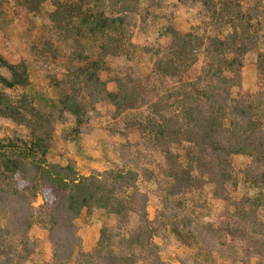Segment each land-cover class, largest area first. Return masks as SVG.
<instances>
[{
    "label": "trees",
    "instance_id": "16d2710c",
    "mask_svg": "<svg viewBox=\"0 0 264 264\" xmlns=\"http://www.w3.org/2000/svg\"><path fill=\"white\" fill-rule=\"evenodd\" d=\"M22 1L38 13L47 0ZM51 1V29L77 63L61 79L52 77L58 95L31 89L27 64L0 54V118L24 128L0 137V264H26L37 247L29 237L34 224L48 231L52 264H168L160 236L190 249L180 264H263L264 83L260 79L252 96L234 93L244 56L259 37L241 0H193L205 27L185 33L166 28L171 42L154 51L148 75L109 64L135 59L131 17L143 19L144 0ZM200 56L199 74L185 79ZM256 66L263 77L264 52ZM103 71L116 91L107 88ZM103 102L118 115L139 111L127 122L140 135L129 145L130 158L88 175L73 163L49 161L57 122L71 115L79 133ZM234 155L250 159L241 172L254 194L240 199L232 196L238 185ZM208 183L226 210L215 227L188 203ZM152 191L162 203L153 219L147 210ZM84 209L116 217L115 226L100 229L93 251L83 248L76 224Z\"/></svg>",
    "mask_w": 264,
    "mask_h": 264
},
{
    "label": "rangeland",
    "instance_id": "374dc122",
    "mask_svg": "<svg viewBox=\"0 0 264 264\" xmlns=\"http://www.w3.org/2000/svg\"><path fill=\"white\" fill-rule=\"evenodd\" d=\"M241 3L249 15L251 30L259 36L257 43L251 45L244 56V66L240 73L241 84L234 89L235 94L249 97L258 90L260 79L264 83V76L260 78L256 66L257 54L264 52V0H241ZM141 7L143 19L140 15L131 17V41L135 47V59L130 62L109 59L112 69L132 65L140 69L144 75H148L156 58L154 51L159 46H167L171 42V38L165 33L166 28L172 25L179 32L185 33L193 26L205 27L207 22L200 5L193 0L154 2L144 0ZM53 8L52 1L47 0L42 10L34 13L26 8L22 0H4V13L0 16V54L13 63L24 61L28 66L31 89L56 97L59 90L52 84V77L61 79L65 73L74 69L77 63L71 59L69 48L58 40L51 29L47 13ZM202 60L203 56H200L185 74V79L197 77ZM101 75L103 79L108 80L107 88L116 91L117 85L110 79V74L103 71ZM138 112L127 111L118 115L114 113L111 103L96 104L95 109L89 113L87 122L79 129V133L74 130L76 128L74 118L67 115L63 123L56 124L48 160L62 165L73 163L77 171L85 175L121 164L133 154V149L129 145L140 141L138 131L127 125ZM16 133L23 134L24 128L9 119L0 118V137L13 136ZM156 159L159 157L156 156ZM249 160L245 155L232 157L235 175L238 178V185L232 190L235 199L254 194L253 189L242 180L241 170ZM190 198L188 203L194 206L195 212L204 223H210L215 227L225 219L224 202L213 195V187L209 183L204 186L201 193L192 194ZM160 202V198L152 191L147 206L151 219L161 210ZM41 203L42 199L38 197L36 205ZM76 224L83 248L86 251H93L100 229L103 226H115L116 217L106 214L103 210L87 213L84 209ZM29 237L36 241L37 247L26 264H52L53 246L48 231L34 224L29 231ZM157 241L162 246V257L168 264H180L178 260L190 252L188 247L170 236H160ZM262 261L264 264V257Z\"/></svg>",
    "mask_w": 264,
    "mask_h": 264
}]
</instances>
